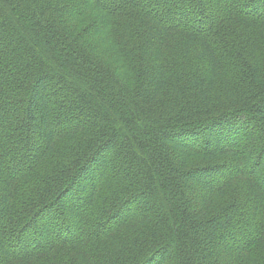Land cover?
Returning <instances> with one entry per match:
<instances>
[{"label":"trees","instance_id":"1","mask_svg":"<svg viewBox=\"0 0 264 264\" xmlns=\"http://www.w3.org/2000/svg\"><path fill=\"white\" fill-rule=\"evenodd\" d=\"M0 264H264V0H0Z\"/></svg>","mask_w":264,"mask_h":264}]
</instances>
